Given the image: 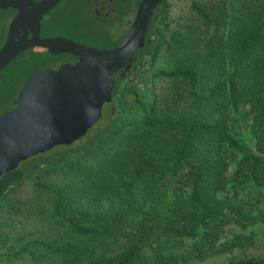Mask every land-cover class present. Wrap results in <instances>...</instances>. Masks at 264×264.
Segmentation results:
<instances>
[{
  "label": "trees",
  "instance_id": "trees-1",
  "mask_svg": "<svg viewBox=\"0 0 264 264\" xmlns=\"http://www.w3.org/2000/svg\"><path fill=\"white\" fill-rule=\"evenodd\" d=\"M193 7L203 29L191 22L167 32L163 0L132 66L114 73L99 122L0 178L8 217L46 222V232L38 230L45 237L19 249L31 264H146V246L154 264H264V0ZM68 25V38L84 46L116 48L126 34L113 42L87 20L79 30L74 20ZM37 50L0 72L3 102L16 105L18 96L7 95L17 80L59 56L77 59ZM161 51L170 64L157 69ZM143 60L152 81L167 79L161 91L138 89ZM27 181L35 192L25 214L11 195Z\"/></svg>",
  "mask_w": 264,
  "mask_h": 264
},
{
  "label": "water",
  "instance_id": "water-1",
  "mask_svg": "<svg viewBox=\"0 0 264 264\" xmlns=\"http://www.w3.org/2000/svg\"><path fill=\"white\" fill-rule=\"evenodd\" d=\"M59 1H42L30 9V0H1L0 8L12 7L18 13L0 48V72L20 53L35 47L52 55H71L77 61L57 69L46 67L28 77L16 105L0 115V178L33 156L73 144L99 122L103 106L111 101L114 73L132 66L145 44L154 10L163 2L140 0L120 44L101 50L67 38L38 36L41 16Z\"/></svg>",
  "mask_w": 264,
  "mask_h": 264
},
{
  "label": "rangeland",
  "instance_id": "rangeland-1",
  "mask_svg": "<svg viewBox=\"0 0 264 264\" xmlns=\"http://www.w3.org/2000/svg\"><path fill=\"white\" fill-rule=\"evenodd\" d=\"M139 0H130L132 3V13L130 10V20L127 24H124L122 27V30H120L121 33L127 32L129 30L131 23L134 19L136 7ZM220 0H167V8L165 13V24L167 27V32H174L182 27H184L188 23H195L198 26H201L202 23L199 17H201L199 14L197 15L196 9L193 6H198L202 8H209L210 6L214 5L215 3H218ZM130 5H128V10ZM68 7H72L71 4H68ZM74 22L77 23V20ZM81 25L74 26L75 30L81 29ZM203 29V28H202ZM165 33L166 38L169 36L168 33ZM71 37V36H70ZM74 40L78 41L77 39L73 38ZM39 53H41L43 56L45 55L44 50H37ZM23 53V52H22ZM27 53H30L27 52ZM163 52H160V56L157 58V61L155 63L156 68H164L168 67L170 64V61L168 58L162 57ZM74 59L67 57V56H59L57 62L54 64H50L48 68L50 69H56V67L60 64H74ZM29 66L27 67V69ZM137 73H138V89L141 91L148 89L149 87L155 88L156 90L161 91L163 87H165V83L167 82V79H158L156 81H152V66L149 64L148 61L143 60L140 61L137 67ZM3 74V73H2ZM164 84H163V83ZM162 83V84H161ZM23 84L22 80L19 79L16 81L15 89L12 90L7 96L16 97L19 94V91L21 89V85ZM128 105L130 107H133V99L128 98L127 99ZM14 103L10 100H7L6 103L3 102V100L0 99V115L14 107ZM136 110L134 118L135 120L141 119V112L135 108ZM164 182V181H163ZM162 183H159L157 185L158 190H163ZM34 187L32 182L27 181L23 183V185L14 191V193L11 196H14V199H12V203L16 207V210H21L22 213L27 214L29 208L32 207L30 200L33 198L34 195ZM6 199H0V264H31V257L30 253L25 252H19L20 247H23L27 242H29L32 239L43 238L45 237V233L41 232L39 233L38 230H44L43 225L45 226V221L39 220V218L36 216V214H31V218L28 220H24L23 222H20L19 216L17 217L14 215L12 217H8L6 214L9 213V207L5 203ZM4 205H7L6 208H4ZM45 206V204H44ZM16 214V213H15ZM20 214V213H17ZM47 214V212H46ZM29 234H33L32 237L29 236ZM11 236V239H8ZM14 243L15 246H12ZM257 254H261L259 249H254ZM154 253L153 247H144L141 256L146 259V264H154L152 260H147V258H150ZM214 261V262H213ZM223 260L221 258H215L212 259L210 264H222Z\"/></svg>",
  "mask_w": 264,
  "mask_h": 264
},
{
  "label": "flooded vegetation",
  "instance_id": "flooded-vegetation-1",
  "mask_svg": "<svg viewBox=\"0 0 264 264\" xmlns=\"http://www.w3.org/2000/svg\"><path fill=\"white\" fill-rule=\"evenodd\" d=\"M30 1L31 4L28 8L31 9L32 5L39 4L46 0ZM68 4H71L72 7H68ZM128 5H130L129 10ZM137 5L138 4H136L135 7H137ZM132 7L130 0H60L53 8L41 16L39 20L40 29L38 36L41 38L62 37L70 39L68 38L67 32L62 30L64 27L66 28V26H69L68 20H77V23L75 22L76 25H82L83 22L87 20V23L93 25L97 30L110 31L112 35L111 40L117 42L123 35L120 30H122L124 24H127L130 20V10L132 13ZM17 13V9L12 7H7L5 9L0 8V48L7 40L10 23ZM33 33H35V30L29 31L28 36L31 37ZM85 47H93L101 50L114 49L110 48L111 46L107 44H91L89 46L85 45ZM74 61V63H76L77 59ZM59 66H57L56 69ZM1 194L2 192L0 191V197Z\"/></svg>",
  "mask_w": 264,
  "mask_h": 264
}]
</instances>
